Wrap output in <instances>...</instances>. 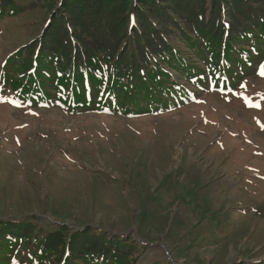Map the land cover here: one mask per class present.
Listing matches in <instances>:
<instances>
[{
    "label": "rangeland",
    "instance_id": "rangeland-1",
    "mask_svg": "<svg viewBox=\"0 0 264 264\" xmlns=\"http://www.w3.org/2000/svg\"><path fill=\"white\" fill-rule=\"evenodd\" d=\"M13 2L0 13V223L31 221L38 239L63 245L47 264L86 233L126 242L130 264H264V59L232 90L193 89L160 114L34 109L7 63L65 0ZM19 252L10 264L32 263Z\"/></svg>",
    "mask_w": 264,
    "mask_h": 264
},
{
    "label": "trees",
    "instance_id": "trees-1",
    "mask_svg": "<svg viewBox=\"0 0 264 264\" xmlns=\"http://www.w3.org/2000/svg\"><path fill=\"white\" fill-rule=\"evenodd\" d=\"M14 5L0 0V13ZM63 5L39 43L7 63L11 89L34 109L57 102L74 113L160 114L192 97L193 89L233 88L245 68L264 59V0H65ZM176 41L193 54L180 52ZM118 240L89 233L80 242L74 238L63 264H130L122 256L124 251L130 256L129 245ZM60 247L56 240L38 239L31 221L0 223V264H10L20 249L30 252L31 264H47Z\"/></svg>",
    "mask_w": 264,
    "mask_h": 264
},
{
    "label": "snow or ice",
    "instance_id": "snow-or-ice-1",
    "mask_svg": "<svg viewBox=\"0 0 264 264\" xmlns=\"http://www.w3.org/2000/svg\"><path fill=\"white\" fill-rule=\"evenodd\" d=\"M261 75H264V65L261 66V71H260ZM256 107H259V105H255Z\"/></svg>",
    "mask_w": 264,
    "mask_h": 264
}]
</instances>
